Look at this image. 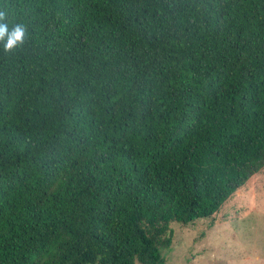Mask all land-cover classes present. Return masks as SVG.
Wrapping results in <instances>:
<instances>
[{"label":"trees","instance_id":"obj_1","mask_svg":"<svg viewBox=\"0 0 264 264\" xmlns=\"http://www.w3.org/2000/svg\"><path fill=\"white\" fill-rule=\"evenodd\" d=\"M263 164L264 0H0V264H165Z\"/></svg>","mask_w":264,"mask_h":264},{"label":"rangeland","instance_id":"obj_2","mask_svg":"<svg viewBox=\"0 0 264 264\" xmlns=\"http://www.w3.org/2000/svg\"><path fill=\"white\" fill-rule=\"evenodd\" d=\"M171 227L165 264H264V164L212 216Z\"/></svg>","mask_w":264,"mask_h":264}]
</instances>
